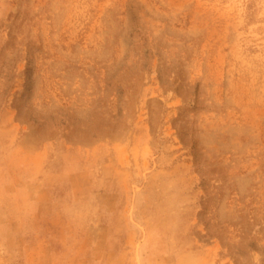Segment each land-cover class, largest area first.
<instances>
[{
  "label": "rangeland",
  "instance_id": "rangeland-1",
  "mask_svg": "<svg viewBox=\"0 0 264 264\" xmlns=\"http://www.w3.org/2000/svg\"><path fill=\"white\" fill-rule=\"evenodd\" d=\"M0 264H264V0H0Z\"/></svg>",
  "mask_w": 264,
  "mask_h": 264
},
{
  "label": "trees",
  "instance_id": "trees-1",
  "mask_svg": "<svg viewBox=\"0 0 264 264\" xmlns=\"http://www.w3.org/2000/svg\"><path fill=\"white\" fill-rule=\"evenodd\" d=\"M238 263V262H237Z\"/></svg>",
  "mask_w": 264,
  "mask_h": 264
}]
</instances>
